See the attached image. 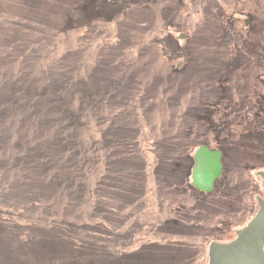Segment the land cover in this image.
I'll return each mask as SVG.
<instances>
[{
  "label": "rangeland",
  "instance_id": "1",
  "mask_svg": "<svg viewBox=\"0 0 264 264\" xmlns=\"http://www.w3.org/2000/svg\"><path fill=\"white\" fill-rule=\"evenodd\" d=\"M253 38L264 0H0V264H207L234 240L264 131L218 103L254 90ZM220 134L240 151L202 194L186 172Z\"/></svg>",
  "mask_w": 264,
  "mask_h": 264
},
{
  "label": "flooded vegetation",
  "instance_id": "2",
  "mask_svg": "<svg viewBox=\"0 0 264 264\" xmlns=\"http://www.w3.org/2000/svg\"><path fill=\"white\" fill-rule=\"evenodd\" d=\"M252 24L254 23H252L251 18L247 16V17H244V19H242L241 25H239V23H236L235 25H237L238 27L241 26L243 27L244 30L246 29L249 31V28L251 27ZM254 40L257 42L258 45L260 46L264 45V39L259 40L255 38ZM258 57H259L258 62H255V68L258 71L254 72L253 81L251 82L252 85L254 83V88H253L254 90H252L249 87L248 89L249 94L246 95L245 92L241 93L239 91V88L236 85L237 94H234L232 98H230L229 96L226 95V93H223L221 101L218 103V108L221 110L222 115L226 117L227 124L229 123L230 124H245V125L254 127L255 129L257 126H260L261 129H263L264 131V53L262 54V56L258 55ZM229 100H231V102ZM207 123H209V121H207ZM218 127L217 129H219ZM254 128H251V129H254ZM262 138H263L262 141H264V136ZM230 145L232 146L231 142L229 143V146ZM229 146L227 149L226 139L222 138L220 134L219 137L215 139L214 141L207 140L204 144H201L199 147L196 148L194 152L196 154L200 148H205L207 153H210V154L215 153L217 156L220 154L219 162L222 167V176H220L213 182V185H212L213 190L217 184V181L224 177V174L226 171V167H225L226 154L238 153L237 151H240L236 149L235 144L233 145V147H229ZM234 149H236L237 151H235ZM239 153H242V152H239ZM261 153H264V149ZM194 156L192 158L193 164H192L191 171H190L191 172L190 174L191 188L192 189L194 188L195 190H197L199 193H202V194H210L213 190L211 192H205L199 189L194 184V181H193V171L195 167ZM260 162H256L255 160H252L251 163L249 162L250 164H246L244 168L246 169V171L247 169H249V172H254L255 176L263 178L260 175V173L264 172V159L263 161L261 160ZM253 163H256V164H253ZM255 199L258 205V209H257L258 211L259 201H264V199H261L258 197H255Z\"/></svg>",
  "mask_w": 264,
  "mask_h": 264
},
{
  "label": "water",
  "instance_id": "3",
  "mask_svg": "<svg viewBox=\"0 0 264 264\" xmlns=\"http://www.w3.org/2000/svg\"><path fill=\"white\" fill-rule=\"evenodd\" d=\"M220 154L207 153L200 148L195 154L194 184L205 192H211L213 182L222 176ZM205 158L213 159L208 164ZM264 178V172L260 173ZM207 264H264V201L245 227L236 231V238L227 243L213 242L208 249Z\"/></svg>",
  "mask_w": 264,
  "mask_h": 264
},
{
  "label": "trees",
  "instance_id": "4",
  "mask_svg": "<svg viewBox=\"0 0 264 264\" xmlns=\"http://www.w3.org/2000/svg\"><path fill=\"white\" fill-rule=\"evenodd\" d=\"M191 168H189L186 172V179L188 180V177H190V174H191ZM186 184V188H190V186L188 187L187 183L185 182ZM191 189V188H190ZM201 238V237H200ZM201 245V243H200ZM203 245V244H202ZM148 252L149 251H146V254L143 253L142 251V256L140 257V264H159L158 262H155L154 258H148ZM200 252H198L199 254ZM188 264H204V262L201 260L200 262H198L196 260V258L192 259L190 262H187Z\"/></svg>",
  "mask_w": 264,
  "mask_h": 264
},
{
  "label": "bare ground",
  "instance_id": "5",
  "mask_svg": "<svg viewBox=\"0 0 264 264\" xmlns=\"http://www.w3.org/2000/svg\"><path fill=\"white\" fill-rule=\"evenodd\" d=\"M205 160L208 161V164L212 163L213 159H210V158H205Z\"/></svg>",
  "mask_w": 264,
  "mask_h": 264
}]
</instances>
